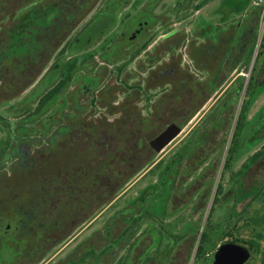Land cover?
Wrapping results in <instances>:
<instances>
[{"label":"flooded vegetation","instance_id":"obj_1","mask_svg":"<svg viewBox=\"0 0 264 264\" xmlns=\"http://www.w3.org/2000/svg\"><path fill=\"white\" fill-rule=\"evenodd\" d=\"M73 3L0 0V264H186L192 249L191 264H214L228 245L248 249L242 264H264V233L248 235L247 204L238 210L264 159L247 169L253 153L234 170L246 152L234 162L228 149L188 154L182 134L221 99L218 127L237 126L228 88L247 67L259 4L79 0L73 16ZM263 60L247 83V115L264 95ZM169 126L180 131L156 150L151 141Z\"/></svg>","mask_w":264,"mask_h":264},{"label":"trees","instance_id":"obj_2","mask_svg":"<svg viewBox=\"0 0 264 264\" xmlns=\"http://www.w3.org/2000/svg\"><path fill=\"white\" fill-rule=\"evenodd\" d=\"M63 0H55L56 5L59 4ZM81 1V0H80ZM72 4V15L74 16L77 12L79 7V0H73ZM91 3V0H88V6ZM59 6V5H57ZM78 6V9H77ZM64 7V6H61ZM79 16L82 17L83 13L79 12ZM57 18H61L57 16ZM72 18V17H71ZM77 20L72 19V22L78 21L79 17H76ZM27 19V18H26ZM24 24H29L26 21L23 22ZM26 32V31H25ZM23 32L22 34H25ZM15 35V40H24L22 36H17L20 35L18 33H14ZM21 34V35H22ZM253 44L254 41L250 47V52L252 53L253 51ZM250 53V54H251ZM247 86V96H251L254 92L250 91V87L252 86L251 83H249ZM238 102V96L235 97L233 96V99H231V106L232 109L237 105ZM224 101L223 99L219 100V102L216 105V111L214 113H208L200 123H198L191 131L189 136L187 137V141L184 145V152L188 154H193L196 153L197 151L199 152H206V153H211L217 150H221V148L224 147L223 142H224V137L226 133L229 131V128H219V120L222 118V113L224 112ZM218 107V108H217ZM232 111V110H231ZM243 114V115H242ZM247 115V112L244 107H242L241 114L239 113L236 122L237 126L234 127L232 138H231V143L228 147V152L231 155L232 154V159H229L228 161L234 162L235 156L238 157L243 154V152H249L253 147L258 144L255 141V135L254 134H249L247 131H243V120L244 116ZM231 118H233V115L231 114ZM247 130V129H245ZM221 132V134H219ZM246 134V139H247V144H244L243 142L240 143V137ZM221 138V142L215 143L214 145L211 144L209 141L211 138H216L217 140ZM259 142V141H258ZM219 150V151H220ZM186 158V157H185ZM264 159V144L260 147L259 150L254 152V154L250 157L247 169L251 168L255 164H260ZM186 160V159H185ZM175 163V162H174ZM174 168H177V165H174ZM228 168L226 167V170ZM239 195V193H238ZM245 197L248 198L247 202V218H248V223H247V229L248 233H264V220H261V218H264V178H258L253 180L252 184L248 186V189L245 190ZM256 205V207L254 206Z\"/></svg>","mask_w":264,"mask_h":264},{"label":"rangeland","instance_id":"obj_3","mask_svg":"<svg viewBox=\"0 0 264 264\" xmlns=\"http://www.w3.org/2000/svg\"><path fill=\"white\" fill-rule=\"evenodd\" d=\"M250 1H251V3H253L254 0H250ZM233 18H235V19L237 18L238 19L239 17L237 15V16H235ZM253 41H254L253 51H252V53L249 56V60L247 62L246 69H244V70L241 71V73L239 74L240 76H238V78L236 77V79L234 80V82L228 88V93L231 96H232V92H233V95H234L235 92H237L236 96H238L237 105L231 111V114L233 115L232 121H234V120L237 119L239 113L241 114V107L246 105L245 102L243 104H242V102L247 98V96H246L247 95L246 86H247V83L250 80V78L253 77V75L256 72L253 68L256 66V61L258 60V57L260 55H262L263 58H264V35L261 38V34L259 32H256ZM247 59H248V57H247V51L245 50V52H244V54H243V56L241 58V61L242 62H245V61H247ZM259 64H260V61L257 62L256 69L258 68ZM262 64H263L262 68H264V60H263V63ZM236 74H237L236 71L233 72L231 74V78L235 77ZM259 79H261V80L264 81V69L263 70L262 69L260 70V72H259ZM247 87H249V86H247ZM250 88H254V86H251ZM241 104H242V106H241ZM263 106H264V95H262L260 97V95L258 94L257 97H256V99H255V101L248 108L247 121L245 119H244L245 121H243V123H245V127H243L244 128L243 129L244 132L247 131L250 134L253 131L251 125H256L255 123L257 122L256 121L257 115L260 112L259 110L263 109ZM196 119L197 118H195L194 121ZM246 128H247V130H245ZM190 131H189L188 128H186V129H184V131H183L182 134L188 132L187 135L185 136L187 138L189 136V134H190ZM232 131H233V127L229 131V134L227 135V142L225 143L224 147L220 150V155L225 154V152L227 151V149H228V147L230 145L229 142H230V137H231ZM182 134L179 135L178 138H180V136H182ZM262 137H263L262 140H260L258 142V144H256V146L251 149V151H249L248 153L246 152L247 155L245 157H243L242 159H239L236 162L237 164L234 166V170H236V169L239 168L240 164L245 160L246 157H248L249 155H252L254 152H256L257 150H259L260 147L264 144V129H263V135H262ZM186 138H184V140H186ZM175 148H176V146H174L172 149H175ZM262 169H259V171L257 169H255L254 171L249 172L250 174L248 173V175H247V184H248V186L250 184H252L253 180H255L257 178H262V179L264 178V168H262ZM258 173H259V175H256ZM220 177H221L220 176V169L218 170V167H217L216 170H215L214 177L211 176V179H210L211 182L214 181L213 187L211 186L212 188H214V185H216V183L220 179ZM222 181H223V190L226 189V188H228L229 185L232 182V180L230 179V176H227V174H225L224 177H222ZM208 197H209L208 202L205 205L203 204L202 205V208L200 209V211L196 215H194L197 218H201L202 219V218H205V216L207 215V213H208L207 210L209 208V204L211 203L212 200L213 201L215 200V195H214L213 189L208 194ZM247 202H248V198L246 197V200L244 202H241L238 205V210H240L243 207V205L247 204ZM254 206L256 207V205H254ZM109 210H108L109 212L107 211L108 212V215L111 214V212H113V210H115V208H111ZM188 212H189V207L185 211H183V213H180L178 215H174L173 217H171L172 218L171 219L172 222H176L177 225L180 224V222L184 221L185 216H186V213H188ZM107 216L105 218H107ZM242 232H244V231H242ZM248 232L249 231L247 229V234L249 235ZM237 234L238 235L241 234L240 229H237ZM242 237L246 238V236L244 234L242 235ZM192 250L189 253H187V254L184 253V258L187 261L186 264H191V261L193 260V254L194 253H193Z\"/></svg>","mask_w":264,"mask_h":264},{"label":"water","instance_id":"obj_4","mask_svg":"<svg viewBox=\"0 0 264 264\" xmlns=\"http://www.w3.org/2000/svg\"><path fill=\"white\" fill-rule=\"evenodd\" d=\"M179 128L169 126L160 135L151 141V145L156 149L160 150L165 146L170 139H172L178 132ZM249 256V251L245 247L228 245L222 248L217 255L214 264H242V262Z\"/></svg>","mask_w":264,"mask_h":264},{"label":"built area","instance_id":"obj_5","mask_svg":"<svg viewBox=\"0 0 264 264\" xmlns=\"http://www.w3.org/2000/svg\"><path fill=\"white\" fill-rule=\"evenodd\" d=\"M256 2L260 6V13H259V33L263 31L264 28V0H256Z\"/></svg>","mask_w":264,"mask_h":264}]
</instances>
